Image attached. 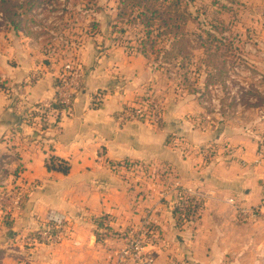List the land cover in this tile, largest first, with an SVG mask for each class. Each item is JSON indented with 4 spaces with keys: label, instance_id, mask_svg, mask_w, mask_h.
<instances>
[{
    "label": "crops",
    "instance_id": "obj_1",
    "mask_svg": "<svg viewBox=\"0 0 264 264\" xmlns=\"http://www.w3.org/2000/svg\"><path fill=\"white\" fill-rule=\"evenodd\" d=\"M251 2L264 56V0ZM86 60L92 65L70 111L43 119L37 113L31 123L28 112L53 103L61 70L45 66L32 83L19 67L2 71L9 84L25 85L18 93L0 90V190L21 185L26 196L9 213L12 228L3 225L0 207V230L12 240L60 217L68 235L57 245L18 243V255L1 264H115L113 253L144 217L156 234L152 264H264V164H255L264 131L225 124L209 132L188 116L202 113L190 98L166 99L161 125L122 122L121 111L150 92L153 69L117 45L88 52ZM98 93L101 103L93 108ZM50 156L69 163L66 176L46 171ZM182 190L200 193L202 209L178 227L173 210ZM229 199L260 212L242 219ZM100 216L114 235L96 242L93 221Z\"/></svg>",
    "mask_w": 264,
    "mask_h": 264
},
{
    "label": "rangeland",
    "instance_id": "obj_2",
    "mask_svg": "<svg viewBox=\"0 0 264 264\" xmlns=\"http://www.w3.org/2000/svg\"><path fill=\"white\" fill-rule=\"evenodd\" d=\"M118 1L40 0L33 4L30 16L17 33L0 7V85L4 89L13 88L18 93V88L25 85L24 79L11 85L2 71L19 67L21 73L27 75L26 83H32L40 76V69L46 66L61 70L63 77L60 81L57 79L60 84L62 80L69 82L72 75L80 74L77 80L80 90L86 71L92 65L91 61L86 60L88 52L100 53L117 45L126 54L135 55L138 39L143 37L142 27L116 21ZM185 1L193 18L186 26L187 38L192 41L193 47L201 41L198 39L204 37L203 32L210 29L209 24L217 28L224 25L227 32L223 36L235 37L239 41L234 42L240 48L239 60L226 63L221 82L205 87L207 71L201 65L202 52L196 49L188 75L195 93L188 94L183 71L171 67L157 69L152 55L149 61L146 60L155 75L150 92L138 96L120 114L158 126L161 125L166 99L170 102L190 98L201 106L202 113L188 116L195 117L196 124L209 132L227 124L248 127L259 136L264 131V56L259 49L261 42L257 37V29L252 24L255 6L251 0ZM92 23L97 24L95 29L91 27ZM23 29L30 30L32 34L26 35ZM120 29L124 33L120 34ZM25 188L21 185H9L6 188L4 185L0 190L1 209L8 214L19 209L26 196ZM16 198L19 199L17 205ZM8 233V230H0V264L6 256L13 258L18 255V243L22 248L25 247L22 243L26 234H16L11 237L12 240H8Z\"/></svg>",
    "mask_w": 264,
    "mask_h": 264
},
{
    "label": "trees",
    "instance_id": "obj_3",
    "mask_svg": "<svg viewBox=\"0 0 264 264\" xmlns=\"http://www.w3.org/2000/svg\"><path fill=\"white\" fill-rule=\"evenodd\" d=\"M49 1V0H48ZM40 0H0V7L4 16L10 20L12 29L17 33L21 28V24L28 19L33 4L39 3ZM20 10V13H18ZM190 20H193L191 13L187 9L185 0H119L116 14V21H125L131 25L139 24L142 27L143 37L138 39V48L136 54L142 56L149 61L154 56L157 63V69L177 68L183 71V81L188 88V94H194L192 84H190V67L192 65L193 54L196 49L201 50V65L206 69L205 87L208 85L221 82L225 75V65L227 62L239 60V46L234 45L235 37L230 38L223 36L227 32L226 27L221 25L217 28L209 24L210 29L203 32V38L193 47L192 41L187 38L186 26ZM91 27L95 29L96 23H92ZM220 31H219V30ZM26 35L32 32L23 29ZM215 32H218L215 34ZM122 34L124 31L119 30ZM220 34V37L218 35ZM241 60V59H240ZM197 69V68H196ZM197 81V80H196ZM61 84L58 83L57 87ZM4 89L0 85V90ZM101 103V95L98 93L93 97L92 107L97 108ZM55 114H59L62 105L55 99L51 104ZM37 115V112H28L26 119L31 120ZM45 117V112L40 118ZM128 167L127 163L123 165ZM44 167L48 173H57L66 176L70 171V165L67 161L55 156H50L44 162ZM2 173V172H1ZM177 207L173 210L176 226L180 227L184 223L194 220L199 211L202 209V202L182 192L177 193ZM3 225H11L9 214L4 213ZM94 237L96 242L109 236L112 233L110 227L106 223V216H100L93 221ZM153 230V228H152ZM3 258V257H2Z\"/></svg>",
    "mask_w": 264,
    "mask_h": 264
},
{
    "label": "built area",
    "instance_id": "obj_4",
    "mask_svg": "<svg viewBox=\"0 0 264 264\" xmlns=\"http://www.w3.org/2000/svg\"><path fill=\"white\" fill-rule=\"evenodd\" d=\"M81 75L76 73L72 75L71 80L66 82L62 80V84L57 88L56 99L62 105L60 113H68L71 109L72 99L79 92L78 78ZM39 115L45 112L54 113L55 110L51 105H44L35 110ZM122 115L121 121L126 122L133 120L132 116ZM40 118L37 119L39 123ZM255 164H264V148L258 153ZM183 191V190H182ZM182 193L191 195L197 199H202V195L192 190H184ZM16 205L19 204V199ZM15 200V199H14ZM228 204L231 205L242 219L254 218L259 214V207H242L236 206V203L229 199ZM262 205H264V198ZM177 207V204H176ZM68 235V227L64 218L52 217L44 225L34 231L32 234L26 235L24 245H57L62 243ZM156 234L152 230V223L147 217H144L139 224L133 229L123 246L113 253L115 264H152L153 255L149 250L152 247Z\"/></svg>",
    "mask_w": 264,
    "mask_h": 264
}]
</instances>
